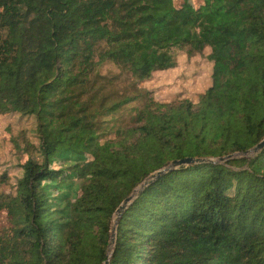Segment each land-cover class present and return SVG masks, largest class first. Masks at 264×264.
<instances>
[{
	"label": "trees",
	"instance_id": "16d2710c",
	"mask_svg": "<svg viewBox=\"0 0 264 264\" xmlns=\"http://www.w3.org/2000/svg\"><path fill=\"white\" fill-rule=\"evenodd\" d=\"M205 52L197 97L144 86ZM8 114L37 143L14 185L0 175V264H264V148L235 156L264 141V0H0ZM188 158L130 202L112 244L123 202Z\"/></svg>",
	"mask_w": 264,
	"mask_h": 264
},
{
	"label": "rangeland",
	"instance_id": "374dc122",
	"mask_svg": "<svg viewBox=\"0 0 264 264\" xmlns=\"http://www.w3.org/2000/svg\"><path fill=\"white\" fill-rule=\"evenodd\" d=\"M174 1L176 5L189 1L195 7H199L204 0ZM207 53L190 59L184 56L179 57L176 68L155 73L144 86L161 101L197 97L211 83L212 65L207 60ZM32 123L33 120L21 118L18 115L0 116V175L7 172L12 179L11 186L21 175L19 168L21 151L28 142L37 143L36 137L29 132L32 129ZM235 156L251 157L253 154L237 153ZM8 186L0 181V187L5 188V191L10 189Z\"/></svg>",
	"mask_w": 264,
	"mask_h": 264
},
{
	"label": "water",
	"instance_id": "95a60500",
	"mask_svg": "<svg viewBox=\"0 0 264 264\" xmlns=\"http://www.w3.org/2000/svg\"><path fill=\"white\" fill-rule=\"evenodd\" d=\"M264 148V141H262L260 144H258L256 147H254L252 150L248 151L247 154H257L259 153L262 149ZM234 156V155H233ZM231 157H228V158H221L217 161H213L214 163H221V162H224L226 159H229ZM195 160L192 159V158H188V159H183V160H180V161H174L170 167L166 170H163L159 173H157L156 175H153L151 176L141 187L140 189L136 190L130 197H128L124 202L123 204L121 205V207L117 210V213H116V219L114 221V225H113V228H112V239H111V243L114 244L115 241H116V232H117V226L119 224V220L121 218V215L123 213V211L125 210V208L130 204L131 201H133L136 196L138 194H140L144 188L149 184V182L157 177V176H160L161 174L165 173L166 171H171V169H173L174 167H177V166H181V165H186V164H190L192 162H194ZM111 249V247H110ZM106 264H109V262H107Z\"/></svg>",
	"mask_w": 264,
	"mask_h": 264
}]
</instances>
